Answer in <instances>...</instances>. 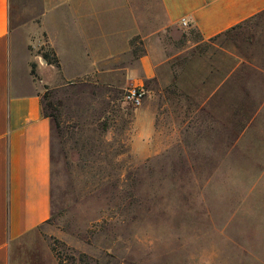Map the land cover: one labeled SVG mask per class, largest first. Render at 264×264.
Returning a JSON list of instances; mask_svg holds the SVG:
<instances>
[{
	"label": "rangeland",
	"instance_id": "obj_1",
	"mask_svg": "<svg viewBox=\"0 0 264 264\" xmlns=\"http://www.w3.org/2000/svg\"><path fill=\"white\" fill-rule=\"evenodd\" d=\"M46 6L10 0L13 25L31 33ZM150 30L157 75L141 105L123 102L125 87L43 91L51 214L39 246L64 264H264V11L208 38Z\"/></svg>",
	"mask_w": 264,
	"mask_h": 264
},
{
	"label": "crops",
	"instance_id": "obj_2",
	"mask_svg": "<svg viewBox=\"0 0 264 264\" xmlns=\"http://www.w3.org/2000/svg\"><path fill=\"white\" fill-rule=\"evenodd\" d=\"M98 2L47 0L25 33L12 23L10 0H0V264H59L38 237L51 214L53 120L44 111L45 89L66 98L86 86L146 84L157 75L152 21L161 29L184 20L208 38L264 11V0H158L152 16L150 0H124L107 16L94 8ZM42 43L59 66L44 60Z\"/></svg>",
	"mask_w": 264,
	"mask_h": 264
},
{
	"label": "built area",
	"instance_id": "obj_3",
	"mask_svg": "<svg viewBox=\"0 0 264 264\" xmlns=\"http://www.w3.org/2000/svg\"><path fill=\"white\" fill-rule=\"evenodd\" d=\"M181 24L185 25L186 22L183 20ZM146 95V89L144 85H127L123 89L122 100L124 103L139 106L143 102Z\"/></svg>",
	"mask_w": 264,
	"mask_h": 264
},
{
	"label": "trees",
	"instance_id": "obj_4",
	"mask_svg": "<svg viewBox=\"0 0 264 264\" xmlns=\"http://www.w3.org/2000/svg\"><path fill=\"white\" fill-rule=\"evenodd\" d=\"M134 40H135V38L131 40L132 45L134 44ZM40 53L47 63H51V64H54L56 66H59L57 55L55 54L53 49H51L49 47V50H45L43 47H41ZM31 72H32V74H35V64L33 62L31 63ZM48 115H50V114H48ZM52 251L55 252L54 247H52ZM56 258H57L59 264H64L63 260L61 259L60 256L56 255Z\"/></svg>",
	"mask_w": 264,
	"mask_h": 264
}]
</instances>
